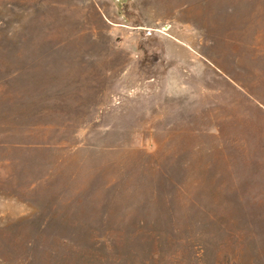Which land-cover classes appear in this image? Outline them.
<instances>
[{"label":"rangeland","instance_id":"obj_1","mask_svg":"<svg viewBox=\"0 0 264 264\" xmlns=\"http://www.w3.org/2000/svg\"><path fill=\"white\" fill-rule=\"evenodd\" d=\"M0 264H264V0H0Z\"/></svg>","mask_w":264,"mask_h":264},{"label":"crops","instance_id":"obj_2","mask_svg":"<svg viewBox=\"0 0 264 264\" xmlns=\"http://www.w3.org/2000/svg\"><path fill=\"white\" fill-rule=\"evenodd\" d=\"M97 1H103L104 2V1H108V0H97ZM96 10H98V11H107L108 8L102 7V6L99 5Z\"/></svg>","mask_w":264,"mask_h":264}]
</instances>
